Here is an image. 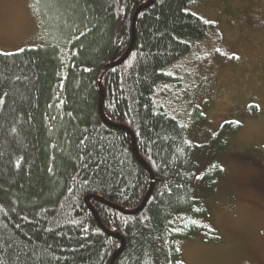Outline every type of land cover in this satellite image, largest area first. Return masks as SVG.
<instances>
[{
  "label": "trees",
  "instance_id": "16d2710c",
  "mask_svg": "<svg viewBox=\"0 0 264 264\" xmlns=\"http://www.w3.org/2000/svg\"><path fill=\"white\" fill-rule=\"evenodd\" d=\"M193 1L154 0L136 19L129 58L102 80L105 117L133 132L155 180L136 215L91 200L103 226L126 242L115 264H183L180 241L214 234L196 218L208 217L204 198L224 174V145L189 141L155 99L162 68L208 31L190 12ZM149 2L47 0L61 40L0 52V264H111L120 250L85 200L134 211L152 178L132 136L104 122L97 82L130 48L134 15ZM240 128L225 123L220 136Z\"/></svg>",
  "mask_w": 264,
  "mask_h": 264
},
{
  "label": "rangeland",
  "instance_id": "374dc122",
  "mask_svg": "<svg viewBox=\"0 0 264 264\" xmlns=\"http://www.w3.org/2000/svg\"><path fill=\"white\" fill-rule=\"evenodd\" d=\"M189 10L208 31L162 68L155 99L187 127L189 141L224 145V174L204 198L208 217L196 218L213 237L180 241V260L264 264V0H194ZM52 12L47 0H0V52L61 40ZM228 122L240 130L220 136Z\"/></svg>",
  "mask_w": 264,
  "mask_h": 264
},
{
  "label": "water",
  "instance_id": "95a60500",
  "mask_svg": "<svg viewBox=\"0 0 264 264\" xmlns=\"http://www.w3.org/2000/svg\"><path fill=\"white\" fill-rule=\"evenodd\" d=\"M153 4H154V0H150V2H149L147 5H143L142 7H140V8L136 11V13H135V15H134V19H133V37H132V43H131V45H130V48L128 49V51L125 53V55H124L120 60H118V61H116V62H114V63H112V64H109L108 66H106V67L100 72V74H99V76H98V82H97L98 91H99V94H100V113H101V116L103 117L104 122H105L106 124H108V125L114 127V128L122 129V130L126 131L127 133H129V134L132 136L134 152H135V154H136L138 160H139V161H140V162H141V163L147 168V170L149 171V173H150V175H151V178H152V185H151L150 191H149V193H148L146 199L144 200V202L142 203V205H141L138 209H136V210H134V211H126V210H124V209H122V208H120V207H118V206H116V205H114V204L108 203L107 201H105V200H103L102 198H99V197L88 196V197L86 198V200H85L87 206L89 207V209L91 210V212L94 214V216H95V218H96V220H97L99 226L101 227V229H102L106 234H108V235H110V236H112V237H115L116 239H119L120 242H121V248H120V250H119V251L113 256L112 261H111V264H115L117 258L123 253V251H124V249H125V247H126V242H125V240H124L122 237H120V236H118V235L112 233V231L106 229V228L103 226V224H102L100 218L98 217V214L96 213V211H95V210L93 209V207L91 206V200H98V201H100V202H102V203L108 205L109 207L118 210L119 212H121V213H123V214H125V215H129V216H131V215H136V214L140 213V212L144 209V207L146 206L147 202L149 201V199H150V197H151V195H152V193H153V190H154L155 180H154V176H153L152 170L150 169V167L146 164V162H145V161L141 158V156L139 155V152H138V150H137V146H136V139H135V136H134L133 132H132L130 129H128L127 127H125V126H120V125L112 124V123H111L110 121H108L107 118L105 117L104 109H103V106H104V92H103V89H102V80H103L104 75H105L109 70H112V69H114V68H116V67L122 65V64H123L128 58H129V56H130V54H131V52H132V50H133L134 43H135V24H136V19H137L138 15H139L142 11H144L145 9L150 8Z\"/></svg>",
  "mask_w": 264,
  "mask_h": 264
}]
</instances>
